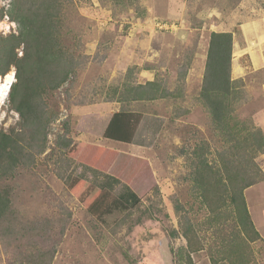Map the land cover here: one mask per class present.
I'll list each match as a JSON object with an SVG mask.
<instances>
[{"label": "rangeland", "instance_id": "rangeland-1", "mask_svg": "<svg viewBox=\"0 0 264 264\" xmlns=\"http://www.w3.org/2000/svg\"><path fill=\"white\" fill-rule=\"evenodd\" d=\"M7 1L0 0V36L4 37L18 34L9 14L13 0L9 7L3 5ZM146 1L65 3L61 44L75 54L79 66L60 89L44 96L47 110L54 116L47 148L8 181L11 219L17 229L51 219L60 222L59 230L66 228L63 236L55 238L58 246L52 264H232L230 260L264 264V180L244 192L254 225L247 231H241L239 220L228 210L213 215L195 186L197 157L216 164L218 152L229 143L199 99L200 77L196 73L201 63L195 65L192 60L195 38L188 36L189 20L197 8L209 5L210 9L236 11L239 6L243 16L264 19V0H185L187 25L180 15H173L174 8L182 9L175 1L169 5L167 0H158L166 5L157 7V0H148L152 12L144 5ZM181 32L187 35L185 39L178 37ZM146 68L154 70L150 77H142ZM10 74H16L15 69ZM14 79L16 82L15 75ZM149 80H159L173 96L130 104L120 100L125 84L144 85ZM241 80L245 96L233 103L237 104L236 119L264 132V64ZM9 92L7 98H0V131L6 132L20 121L11 108ZM119 111L143 114L133 144L97 134ZM65 137L146 162L152 184L140 192L139 208L128 214L116 211L102 220L91 214L88 205L70 189L74 179L107 190L112 197L124 194L126 183H115L112 175L82 162L63 161L59 142ZM257 162L264 174V154ZM216 168H221V163ZM13 234H9L8 225L0 226V264L26 262L30 235L17 241ZM52 244L46 242L45 247Z\"/></svg>", "mask_w": 264, "mask_h": 264}, {"label": "trees", "instance_id": "trees-1", "mask_svg": "<svg viewBox=\"0 0 264 264\" xmlns=\"http://www.w3.org/2000/svg\"><path fill=\"white\" fill-rule=\"evenodd\" d=\"M67 1L13 0L9 14L18 26V34L0 36V80L15 69L16 82L10 88L9 98L12 110L20 118L16 127L8 132L0 131V226L8 225L9 234L14 233L17 241L22 237L29 238L30 235L31 247L25 253L24 264H52L58 246L55 238L63 236L66 230L64 227L59 230L60 222L52 219L23 224L22 229H17L11 219L12 191L7 183L21 167L34 163L36 156L46 151L48 129L54 116L47 110L44 96L48 91L60 89L79 66L75 54L61 44V28ZM113 1L121 5L124 0ZM233 44L232 33L210 35L199 93L200 101L209 110L217 131L229 146L218 152L216 164L197 157L196 172L192 177L201 198L213 215H217L218 211L228 210L239 220L241 231H247L249 228L254 229V225L244 192L264 180L257 162L258 156L264 154V132L258 128L252 130L246 123L241 124L236 119L237 104L233 103L239 97L244 98L245 84L242 80H232ZM161 83L155 80L144 85L125 84L120 100L130 104L153 102L173 96ZM142 119L141 113L119 111L112 115L104 131L97 134L105 139L130 145L135 141ZM59 143L60 151L63 150V161L82 162L112 175L111 179L115 183H126L124 194L112 197L107 190L94 187L82 179H74L70 189L88 205L91 214L102 220L104 216H111L116 211L128 214L139 208L140 192L152 184L151 172L146 162L102 146L77 144L67 137ZM218 163H221L219 169L216 168ZM216 199L222 203H217ZM255 233L257 234L256 231ZM185 238L188 240V247L194 252L191 239L188 235ZM49 241L53 244L45 247ZM188 259L191 262L190 256ZM230 263L235 264L231 260ZM10 264L23 263L13 261Z\"/></svg>", "mask_w": 264, "mask_h": 264}, {"label": "crops", "instance_id": "crops-1", "mask_svg": "<svg viewBox=\"0 0 264 264\" xmlns=\"http://www.w3.org/2000/svg\"><path fill=\"white\" fill-rule=\"evenodd\" d=\"M174 3L182 6V9L173 10V15H180V20L186 22L188 15V4L185 0L180 2L177 0H167L169 5ZM218 1V0H217ZM219 2V1H218ZM157 7H164L166 3L159 2L157 0ZM219 4V3H218ZM144 5L148 8L149 12L153 10L150 8V3L147 0ZM212 5H216L212 3ZM239 7V6H238ZM236 9V11H230L226 9L222 10V7H211L206 5L201 9H196L193 13L191 21L189 20V38L194 37V45L196 47L194 51V58L192 60L194 64L201 63L196 74L200 77V86L203 82L205 73V65L207 60V51L212 33H232L234 38L233 44V58H232V80L237 81L245 79L250 73L259 70L264 64V55L262 53L264 46V19H252L250 17L243 16L242 9ZM157 10V9H156ZM154 13V12H153ZM156 13V11H155ZM250 18V19H249ZM186 27V26H185ZM184 27V29H186ZM180 33V32H179ZM181 37L185 39L187 35L181 32ZM204 51V53H202ZM196 68V67H195ZM154 70L146 68L142 71V77H150ZM193 72V71H192ZM191 72V73H192ZM153 80V79H152ZM149 80L148 82H152ZM147 83V82H146Z\"/></svg>", "mask_w": 264, "mask_h": 264}, {"label": "bare ground", "instance_id": "bare-ground-1", "mask_svg": "<svg viewBox=\"0 0 264 264\" xmlns=\"http://www.w3.org/2000/svg\"><path fill=\"white\" fill-rule=\"evenodd\" d=\"M14 82V74H9L0 81V92L2 93V96L0 98H7L10 87L14 84Z\"/></svg>", "mask_w": 264, "mask_h": 264}, {"label": "built area", "instance_id": "built-area-1", "mask_svg": "<svg viewBox=\"0 0 264 264\" xmlns=\"http://www.w3.org/2000/svg\"><path fill=\"white\" fill-rule=\"evenodd\" d=\"M9 4H10V1L9 0L6 3H3V5L6 6V7H9Z\"/></svg>", "mask_w": 264, "mask_h": 264}, {"label": "water", "instance_id": "water-1", "mask_svg": "<svg viewBox=\"0 0 264 264\" xmlns=\"http://www.w3.org/2000/svg\"><path fill=\"white\" fill-rule=\"evenodd\" d=\"M15 75V74H14ZM11 88V87H10Z\"/></svg>", "mask_w": 264, "mask_h": 264}]
</instances>
